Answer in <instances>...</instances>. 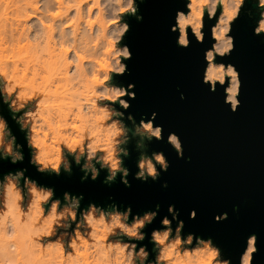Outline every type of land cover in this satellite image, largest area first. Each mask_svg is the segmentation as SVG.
<instances>
[{"label":"clouds","instance_id":"9594fccd","mask_svg":"<svg viewBox=\"0 0 264 264\" xmlns=\"http://www.w3.org/2000/svg\"><path fill=\"white\" fill-rule=\"evenodd\" d=\"M181 2L184 8L176 10L170 28L178 33L177 45L190 47L192 37L198 44L211 41L204 50L202 82L212 92L223 87L224 102L237 111L242 81L224 58L235 50L232 32L242 15L255 21L254 35H264V0ZM142 3L0 0V264H233L212 237L183 231L174 204L168 206L171 218L164 215L149 234L160 204L141 214L131 204L121 208L110 195L106 205L82 206L83 193L64 191L58 197L54 186L28 174V166L3 170L5 161L23 165L27 148L28 165L39 174L71 176L75 164L82 182L89 176L97 180L104 170V183L111 185L119 175L131 187L125 158L133 138L139 152L135 179L156 181L168 170L162 151H147L153 139L164 138L157 113L137 123L127 111L136 98L135 84L116 81L132 58L124 43L131 30L126 17L142 21ZM14 126L24 134L23 142ZM167 141L183 158L179 135L170 132ZM196 216L191 210L190 219ZM227 217L225 212L215 220ZM258 251L252 233L238 264H253Z\"/></svg>","mask_w":264,"mask_h":264},{"label":"water","instance_id":"95a60500","mask_svg":"<svg viewBox=\"0 0 264 264\" xmlns=\"http://www.w3.org/2000/svg\"><path fill=\"white\" fill-rule=\"evenodd\" d=\"M180 8H184L181 0H144L140 4L142 21L126 17L131 30L124 43L129 45L132 58L126 61L128 72L116 77L124 86L135 84L132 91L136 98L130 101L127 111L137 123L155 112V123L163 126V140L153 139L147 148L149 154L162 151L169 161L168 170L161 171L158 180L134 178L139 152L133 140L128 145L130 156L125 158L131 187H126L119 175L111 185L104 183V170L97 180L89 176L82 182L83 172L75 164L71 176L39 174L28 165L27 148L23 165L5 161L3 170L28 166V174L41 184L54 186L58 197L64 191L83 193L82 206L89 201L106 205L112 202L108 200L110 195L121 208L131 204L133 211L141 214L160 204L159 215L146 230L149 234L153 227H160L164 215L171 218L168 206L174 204L185 222L183 231L212 237L233 264H238L247 237L255 233L259 251L253 264H264V35H254L255 21L244 15L233 27L235 50L224 58L237 67L242 81L238 97L241 103L233 112L224 102L223 87L218 85L212 92L202 82L204 50L211 41L198 44L192 37L190 47L177 45L178 33L170 28ZM14 131L23 142L24 134L15 126ZM170 132L179 135L183 158L168 143ZM165 182L167 187H163ZM193 209L197 216L190 219ZM225 212L227 219L217 222L215 216Z\"/></svg>","mask_w":264,"mask_h":264},{"label":"rangeland","instance_id":"374dc122","mask_svg":"<svg viewBox=\"0 0 264 264\" xmlns=\"http://www.w3.org/2000/svg\"><path fill=\"white\" fill-rule=\"evenodd\" d=\"M136 139H137V138H133V139H131V140H133V141H135V142H136Z\"/></svg>","mask_w":264,"mask_h":264},{"label":"bare ground","instance_id":"6f19581e","mask_svg":"<svg viewBox=\"0 0 264 264\" xmlns=\"http://www.w3.org/2000/svg\"><path fill=\"white\" fill-rule=\"evenodd\" d=\"M187 11V10H186Z\"/></svg>","mask_w":264,"mask_h":264}]
</instances>
